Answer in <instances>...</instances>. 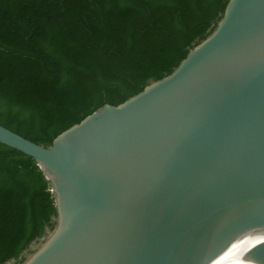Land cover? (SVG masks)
Masks as SVG:
<instances>
[{
	"label": "water",
	"instance_id": "water-1",
	"mask_svg": "<svg viewBox=\"0 0 264 264\" xmlns=\"http://www.w3.org/2000/svg\"><path fill=\"white\" fill-rule=\"evenodd\" d=\"M32 157L56 217L18 264H264V0H228L168 74Z\"/></svg>",
	"mask_w": 264,
	"mask_h": 264
},
{
	"label": "trees",
	"instance_id": "trees-1",
	"mask_svg": "<svg viewBox=\"0 0 264 264\" xmlns=\"http://www.w3.org/2000/svg\"><path fill=\"white\" fill-rule=\"evenodd\" d=\"M228 0H0V124L43 145L103 103L170 73ZM35 160L0 143V264L54 226Z\"/></svg>",
	"mask_w": 264,
	"mask_h": 264
},
{
	"label": "rangeland",
	"instance_id": "rangeland-1",
	"mask_svg": "<svg viewBox=\"0 0 264 264\" xmlns=\"http://www.w3.org/2000/svg\"><path fill=\"white\" fill-rule=\"evenodd\" d=\"M12 262H13L12 260H8L7 264H12Z\"/></svg>",
	"mask_w": 264,
	"mask_h": 264
}]
</instances>
